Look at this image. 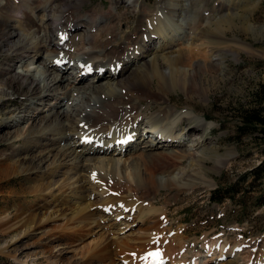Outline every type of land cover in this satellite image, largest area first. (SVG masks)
Here are the masks:
<instances>
[{
  "label": "rangeland",
  "instance_id": "1",
  "mask_svg": "<svg viewBox=\"0 0 264 264\" xmlns=\"http://www.w3.org/2000/svg\"><path fill=\"white\" fill-rule=\"evenodd\" d=\"M160 1L127 0L123 2V0H120L123 8H121L120 12L122 20L119 23L122 22L123 24L122 28L118 27V39L124 37L127 33H132L137 23L146 27L147 19L145 20V17L147 18L148 14L144 13H148V11L145 10L154 11L155 6H158ZM0 2L2 4L5 0H0ZM186 2L188 3L187 15L181 18L187 32L189 34L191 32L190 35H193L195 30L198 31L199 29L197 26L195 27L193 22L196 17L198 18V14L205 17L202 20L203 25L211 22L212 25L210 26L214 27V21L221 15L218 9L221 8L223 12L228 14V18H233L231 22L223 24V32L226 33L225 35L229 39H241L240 43L243 45H238L234 52L226 50L221 55L209 59V62L214 61L222 67L221 71L209 74L207 77V86L210 89L209 98L199 94L190 95L182 90L172 92L173 100L181 104L180 108H178L179 113L189 111L188 113L191 115H196L194 120H197L195 122L200 123L201 117L198 115L199 113L195 112L191 106L194 102H197L203 105L202 110L206 108L214 116L213 119L211 118L207 121L209 124L203 129V133H197L198 135L196 134L192 139L189 136L184 138V140L182 139L183 143L179 147L181 149L199 151V156L206 158V166L200 168L197 162L187 158V161L185 160L184 163L179 164L173 172H163L162 170L160 172L158 170L157 176L164 184L167 178L172 177L176 179L177 185H172V190L168 189L167 186H162L161 190H153L152 195L148 194L150 193L149 190L145 193L138 192L140 197L142 195L143 197L149 196L151 198L142 202L143 206L140 203V199L135 198L134 201L137 206L134 207L135 204L132 208L129 206L131 208L130 211L129 209L125 211V207L120 206L124 213L122 215L120 213L119 218L116 219L118 213L116 214V211H108L109 208H106L105 205L101 204L102 201H99L101 198L99 192H102V187H100L99 191L96 189V192L90 193L92 192V181H89V178L97 183L100 182L96 177L99 172L96 171L95 174L91 175L89 171L90 162L92 161L93 163L95 160L74 158L75 153L73 152L75 149H73V144L75 141L73 139L67 142H59L54 148H51L47 147L48 139L43 138L41 142L44 145L41 143L34 150L20 151V153L22 152L21 155L28 156L45 154L46 159L41 164V167L30 171L15 172L7 171L4 164L0 165V248L10 249L11 254L9 256L13 255L23 264H129L128 261L131 257L138 258L148 247L157 244V246H162L163 248L166 245L167 248V244L171 243L168 247H173L174 252H177L178 260L183 258V254L179 251L182 245L185 246L181 248L186 250L182 253H186V257H189L203 248L207 249L212 246V244L205 245L211 240L214 242L218 238H223L226 243H228V240L232 243L243 241V245L247 244L244 245L245 254L241 252V255L233 249L234 246L240 245V243L234 244L227 253L233 259L231 257L224 261L226 264H244L245 257L242 256H247L248 253L252 257L256 256L255 261H253L254 264H257V258L258 262L263 260L264 256L263 258L261 256L264 255V205H262L264 203V179L242 178L244 180L239 186L241 192L238 193L237 200L245 195V200H247V206L245 207L239 204L240 202L236 203L232 199L217 203L211 198V194L219 185H227L235 181L243 175L242 173L256 168L257 165L264 161V141L259 138L253 139L252 137L237 136L236 134V108L257 106L264 95V0H223V8L221 0H186ZM117 4H113V0H86L84 11L92 12L93 10H98L103 12L112 6L113 9H116ZM43 7V5H39L36 2L35 7H32L30 12L35 18H41L43 15L41 8ZM47 11H50L49 7ZM100 21V23L103 22L102 19ZM123 21L127 22L128 25ZM17 24L18 21H16ZM80 28L82 29L83 27ZM164 31L166 34L169 33L168 30ZM178 31L181 32L183 29L179 28ZM179 32H176V34H179ZM45 33V31L40 32L44 39H49L50 37H47ZM81 36L83 38L86 37L85 34H81ZM109 37L107 36V39ZM187 38V34L181 39L175 38L174 43L176 45L174 49H178L180 44L187 42ZM143 39L148 43L145 37ZM159 39L160 36L158 34L155 40L149 42L152 44L151 48L153 49L149 51L148 56L146 54L145 59L152 58L154 56L153 51H156V49H160L161 52L163 38L160 43ZM164 39L166 40L167 38ZM32 40L37 42L38 37L34 36ZM245 46L251 50L249 51ZM205 55L206 52H204L203 56L205 57ZM204 57H202V60L205 59ZM42 58L44 60H52L53 56L48 52H43ZM70 59H73V57H70ZM4 63L3 57L0 56V78L5 75L3 73V68L5 67L3 66H7V64ZM14 65L15 73L28 72L36 78L48 77L47 79H53L55 76H61L60 74H64L66 77L74 75L71 70H61V73L58 72L59 74L55 71L50 76L46 75L40 60L33 57L30 58L26 53L17 58ZM130 72V70H126L122 77L127 78ZM101 80L105 82L108 79L103 77ZM85 81H92V76H86ZM66 83L68 84V81L57 84L52 92L61 95ZM25 100L28 101L24 97L13 94L11 89H6L4 94H0V103L2 102L0 110L6 112L4 115L0 113V121L5 118L9 123L8 125L0 124V133L3 136L12 137L18 129L21 130L22 127L29 125V123L24 121L26 111L20 109ZM52 101H55V98H52ZM147 104V102L139 104L142 111L141 115L143 117L145 115V119L143 120L144 123H138L139 131L146 135L144 134L136 140L134 148H128L126 152L120 153L118 156L123 159L127 158V164L130 157L133 158L135 155L140 154L145 149V146L154 140L152 133L147 131L151 128V124L148 122L149 119L152 122H158L162 127L167 124L166 119L164 120V116L159 110L147 111V113L145 111ZM171 104L169 106L165 104L164 107L170 108ZM37 105L43 107V104L38 103ZM15 108H18V110L12 111ZM33 110L38 113V110ZM46 110L34 121L37 126L42 122L45 123L42 118L51 111ZM146 115L151 116L147 118ZM65 123L66 125H71L69 121H65ZM179 127L182 128L181 126ZM219 139H223V141L219 142ZM199 140H201L200 144L198 143ZM1 142L3 145L0 147V154L5 150L11 149L9 145L3 141ZM172 142H174V146H177L178 141ZM214 148L216 150H213ZM69 149H72L73 152ZM80 150L81 148H78L76 151L80 152ZM209 151L216 153L217 156L212 154L213 158H208L211 155ZM64 152L66 153L65 156L62 155ZM90 155L93 156V153L86 151V156ZM58 159H62L63 163L57 166ZM219 159H224V163H220L218 166H216L217 163L214 165V162ZM126 162L123 163L124 169L117 170L114 178L120 182H129L128 185L136 187L138 178L136 176L139 175H130L128 170H125ZM83 163L87 164L82 167ZM76 167H79L78 172H76ZM109 171L110 169L105 168L102 172L106 174ZM27 173H30L28 174L29 180L25 178ZM44 181L46 186L40 188L41 190L39 191H35L36 188L34 187ZM208 183H214V185L207 187L206 184ZM80 185L81 188L83 187V194H91V197L88 196L85 201L97 203L90 207L94 212V217L97 216L96 221L90 224L91 228L81 227L80 216L77 215L81 198L76 195L75 189ZM178 188L182 189V191L179 192ZM103 189L113 193V189H109L107 185H104ZM129 190L130 188L126 187L120 190L123 192L122 194L119 193L116 196L119 199L128 197L126 196L127 194L131 195L133 193V190ZM114 192L119 191L114 190ZM106 195L105 193L104 196ZM107 206L111 207L114 205L107 204ZM153 206L158 208V211ZM149 207H151L150 210ZM140 208L142 212H140ZM132 209L138 210L136 212ZM18 212H20L19 215H17ZM78 214L81 215V213ZM73 216L75 217L72 218ZM104 216L109 218L104 219ZM120 216L122 217L120 218ZM168 230L170 233L169 239L166 238L165 242H154L158 235L155 233L156 231L163 237V235H167ZM152 231L154 233L151 234ZM174 232L175 234H172ZM105 239L111 242V255L107 257L104 254L97 257L96 254H93V247L98 241L103 242ZM117 239L122 240L124 246H127L124 251L129 256L121 249ZM157 239L159 240L160 238ZM141 241L147 242L145 250L144 247L142 248ZM213 249L217 250L218 248L215 247ZM0 254L2 253L0 252ZM119 255L121 256L119 257ZM220 262L222 261L209 264H219ZM246 264H249V262H246Z\"/></svg>",
  "mask_w": 264,
  "mask_h": 264
},
{
  "label": "bare ground",
  "instance_id": "2",
  "mask_svg": "<svg viewBox=\"0 0 264 264\" xmlns=\"http://www.w3.org/2000/svg\"><path fill=\"white\" fill-rule=\"evenodd\" d=\"M222 1L221 6L223 8L224 3ZM36 2L44 6L41 8L43 15L38 19L30 12L32 7H35ZM115 3H118L116 9H113L112 6L103 12L98 10L85 12L86 0H5L2 4L0 2V56L3 57V61L7 64V66H3L5 67L3 68L5 75L0 78V94H4L6 89H11L13 94L27 99L28 101H23L24 107L21 106L20 109L26 111L24 121L29 123L27 127L24 126L21 130L18 129L12 137L3 136L0 133V147L3 145L1 142L3 141L11 148L0 154V165L4 164L7 171H30L41 167L46 155L28 156L22 154V156L21 150H34L36 146L42 143L43 138L48 139L47 147L51 148H54L59 142H67L73 139L75 141L73 144L75 151L73 152L72 149H69L75 153L73 157L95 160L93 163L92 161L90 162V170H88L91 175L95 174L96 171L99 172L96 176L100 180L99 183L89 178V181H92V192L90 193L99 191L100 187H102V192H99L101 194L99 201H102L105 205H115L121 202L122 207L128 208L130 206L132 208L136 203L134 201L135 198L140 199V203L151 198L149 196L143 197L142 195L140 197L138 192L145 193L149 190L150 193L148 194L152 195L153 190H161L162 186H167L168 189L172 190L173 187L171 186L177 185L176 179L172 177L167 178L164 184L157 176L158 170L160 172L161 170L163 172H173L187 158L197 162L200 168L206 166V158L199 156V151L181 149L179 147L183 141H179L177 146H174L175 144L171 143V141L173 136H177L176 139H173L176 142L179 139L184 140L188 136L192 139L197 133H203V129L209 124L207 121L211 118L213 119L214 116L206 108L202 110L203 105L197 102H194L191 106L195 112L199 113L198 115L201 117L200 123L195 122L197 120H194L196 115H191L188 113L189 111L179 113L178 108H180L181 104L173 100L172 92L182 90L190 95L199 94L209 98L210 89L207 86V77L209 74L222 70L219 63L209 62V59L221 55L226 50L234 52L238 45H243L240 43L241 39H229L226 37V33L223 32V24L231 22L233 18H228V14L223 12L221 8L218 9L221 15L214 21V27L210 26L212 25L211 22L203 25L202 20L205 17L198 14V18L196 17L193 22L195 27L197 26L199 29L198 31L195 30L193 35H190L191 32L190 34L187 32L181 18L187 15L188 3L186 0H161L160 4L155 6L154 11L145 10L148 11V13H144L148 14L147 18L145 17V20L147 19L146 27L137 23L132 33H127L124 37L118 39V27L122 28L123 24L122 22L119 23L122 20L120 12L123 4L120 0H113V4ZM48 7L50 11H47ZM202 13L204 14V12ZM100 19L103 20L102 23H100ZM16 21H18L17 25ZM124 23L128 25L127 22ZM80 27L83 28L81 29ZM179 28H182L183 31L179 32ZM164 30H168L169 33L166 34ZM41 31H45L51 38L49 40H47L48 38L44 39L40 34ZM176 32H179V34H176ZM67 33L70 35L66 40H63L62 36ZM81 34H85L86 37H80ZM158 34L160 36L159 43L163 38L161 52L160 49H156V51H153L154 56L152 58L145 59L146 54L148 56L149 51L153 49L151 48L152 44L149 42L155 40ZM186 34L188 35L187 42L179 43L178 49H174L176 45L174 39H181ZM34 36L38 37L37 42L32 40ZM107 36L110 37L107 39ZM144 37L148 43L143 39ZM164 38L167 39L165 40ZM245 48L248 47L245 46ZM74 50L77 51L74 54L84 56L81 60H76V62L80 64L83 61L86 64L88 63V65L77 69L80 66L77 65L76 67L75 65H70V63L66 64L65 66L69 65V68H73L77 73L71 77H66L64 74L59 76L57 72L58 77L47 79L48 77L36 78L28 72H14L15 61L23 53H26L30 58L33 57L40 60L44 72L50 76L56 71L59 60L74 57ZM248 50L250 51L251 49L248 48ZM43 52L53 54L52 60H44L42 58ZM204 52H206L205 57L203 56ZM202 57L205 59L202 60ZM103 65H109V67L110 65H119L120 70L116 73H104V76L102 74L94 75L90 82L85 81L84 76H79L82 70L87 67H95L98 70ZM126 70L131 71L127 78L122 77ZM103 77H107L108 80L102 81ZM66 81H68V84L66 83L61 95L52 92L57 84ZM52 98H55V101H52ZM144 102L148 103L145 108L146 112L159 110L164 119H166V123L168 122L170 126L162 127L158 122L149 120L151 128L148 131L152 133L154 140L147 144L140 154L135 155L133 158L130 157L128 164L126 162L127 158L118 157L120 153L124 152L122 149H105L99 147L98 143L90 146L81 139L83 135L87 134L99 135L100 138L104 139V136L112 133L114 138L111 141H115L121 138L122 135L120 133L122 131L130 130L133 134L132 140L135 142L144 133L138 131V127L130 122L133 118L135 121L142 114L139 104ZM38 103L43 104V107L37 105ZM170 103H172L170 108L164 107L165 104L169 106ZM1 104L2 102L0 106ZM33 109L38 110V113ZM45 109L53 112L50 111L49 114H45L44 118H42L45 123L42 122L44 123L43 125L41 123L37 126L34 121L41 116ZM15 110H18V108L12 111ZM0 113L6 114V112L1 110ZM198 115L197 117H199ZM65 121H69L71 125H66ZM80 123L82 128H78ZM0 124L8 125L9 123L5 118H2ZM179 126L182 127L183 135L178 132L174 134L171 131ZM117 127H120L121 130H118ZM83 129H87V131L82 133ZM202 136L204 135L202 134ZM204 140L205 138L203 142ZM200 141L198 142L199 144L201 143ZM222 141L223 139H219V142ZM132 147L134 148V143L130 144V142H127V149ZM69 148L71 147L69 146ZM78 148H81L80 152L76 151ZM213 150L216 149L214 148ZM86 151L93 153V156H86ZM210 153L211 155L208 158H213L212 154H216ZM62 155L65 156L66 153L64 152ZM223 160L213 161L214 165L217 163L216 166H218V164L224 163ZM123 161L126 162L125 170L127 169L130 175H139L136 176L138 177L136 187L128 185L129 182H120L114 178L117 170L124 169ZM57 162L58 166L63 163V160L58 159ZM86 164L83 163L81 166L83 167ZM78 168L76 167V172L79 171ZM105 168L110 169L106 174L102 172ZM28 174L30 173L25 174L27 180H29ZM44 184L45 181L39 183L34 187L36 188L35 191L41 190L40 188L46 186ZM104 185L109 186V189H113V191H119L121 194L123 192L120 190L129 187L130 190H133V193L126 195L129 198L121 197L119 199L118 196L110 194L109 190H104ZM213 185L214 183L206 184L207 187H212ZM178 190L179 192L182 191L180 188ZM194 190L193 192H195ZM75 193L81 198L80 207L77 209L78 211L76 210L77 215L80 216V226L91 228L90 224L96 221L97 216L94 217V212L90 207L97 203L85 201L91 194H83L81 185L76 187ZM105 193L107 194L106 196H104ZM154 209L158 211V208L154 207ZM140 212H142L141 208ZM78 213H81V215ZM117 213V217L120 213H123L120 207H118ZM19 214L20 212L17 213V215ZM107 218L109 217L104 216V219ZM99 242H96L97 244L93 247V254H96L97 257L104 254L107 257L110 256L111 242L107 241V239ZM141 242L142 248L144 247L145 250L147 242ZM117 243L121 245L120 247L123 251L127 248L122 240L117 239ZM214 244L215 246L213 247ZM216 244L217 240L205 250L206 254H204L202 259L196 260V264H209L221 261L219 256L223 254L226 244H222L220 249L215 250L213 248L216 247ZM150 248L148 247L145 251ZM3 249L6 250V248ZM170 249H173V247H169L167 251L171 259L169 262V258H167V262L169 264H180L183 258L177 260L176 252H174V249ZM7 250L10 251V249ZM144 255L143 253L138 258L131 257L130 259L128 254L129 264H149V257L145 255L146 257L144 258ZM249 255L248 253L247 256H242L245 257L244 264L252 260ZM161 258H165V255H160L159 260L152 264H158ZM167 262L164 264H168ZM219 264H226V262H220ZM259 264H264V258Z\"/></svg>",
  "mask_w": 264,
  "mask_h": 264
},
{
  "label": "trees",
  "instance_id": "3",
  "mask_svg": "<svg viewBox=\"0 0 264 264\" xmlns=\"http://www.w3.org/2000/svg\"><path fill=\"white\" fill-rule=\"evenodd\" d=\"M264 95L259 100V105L252 107L243 106L238 109L236 108V134L237 136H247L253 139H260L264 141ZM221 110V109H219ZM236 136V137H237ZM239 138V137H238ZM252 174L254 179H259L264 176V161L259 164L256 168L243 173L235 181L228 183L227 185H221L212 192L214 200L223 201L228 196L236 197L241 192L239 186L246 178V174ZM244 178V179H242ZM0 264H20L16 263L10 258L0 255Z\"/></svg>",
  "mask_w": 264,
  "mask_h": 264
},
{
  "label": "water",
  "instance_id": "4",
  "mask_svg": "<svg viewBox=\"0 0 264 264\" xmlns=\"http://www.w3.org/2000/svg\"><path fill=\"white\" fill-rule=\"evenodd\" d=\"M0 252H1V253H5V254H11L10 251H8V250H4V249H2V248H0Z\"/></svg>",
  "mask_w": 264,
  "mask_h": 264
},
{
  "label": "snow or ice",
  "instance_id": "5",
  "mask_svg": "<svg viewBox=\"0 0 264 264\" xmlns=\"http://www.w3.org/2000/svg\"><path fill=\"white\" fill-rule=\"evenodd\" d=\"M150 255H153V256H155V257H159L160 256V253L159 252H156V253H150Z\"/></svg>",
  "mask_w": 264,
  "mask_h": 264
}]
</instances>
